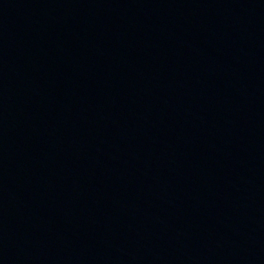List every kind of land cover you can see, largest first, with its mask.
Segmentation results:
<instances>
[{"label":"water","instance_id":"1","mask_svg":"<svg viewBox=\"0 0 264 264\" xmlns=\"http://www.w3.org/2000/svg\"><path fill=\"white\" fill-rule=\"evenodd\" d=\"M0 264H264V0H0Z\"/></svg>","mask_w":264,"mask_h":264}]
</instances>
